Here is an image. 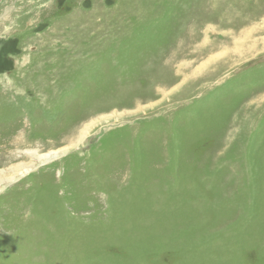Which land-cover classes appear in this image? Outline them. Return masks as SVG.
Returning <instances> with one entry per match:
<instances>
[{
	"label": "rangeland",
	"instance_id": "374dc122",
	"mask_svg": "<svg viewBox=\"0 0 264 264\" xmlns=\"http://www.w3.org/2000/svg\"><path fill=\"white\" fill-rule=\"evenodd\" d=\"M0 264H264V0H0Z\"/></svg>",
	"mask_w": 264,
	"mask_h": 264
}]
</instances>
